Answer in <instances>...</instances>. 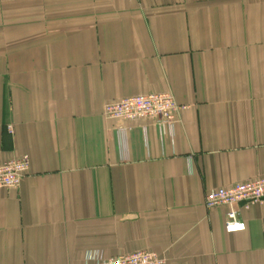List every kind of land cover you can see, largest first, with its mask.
I'll use <instances>...</instances> for the list:
<instances>
[{
    "label": "crops",
    "instance_id": "1",
    "mask_svg": "<svg viewBox=\"0 0 264 264\" xmlns=\"http://www.w3.org/2000/svg\"><path fill=\"white\" fill-rule=\"evenodd\" d=\"M162 92L182 107L164 129L102 116ZM21 154L0 264H264V203L234 206L237 233L204 205L264 175V0H0V164Z\"/></svg>",
    "mask_w": 264,
    "mask_h": 264
},
{
    "label": "built area",
    "instance_id": "2",
    "mask_svg": "<svg viewBox=\"0 0 264 264\" xmlns=\"http://www.w3.org/2000/svg\"><path fill=\"white\" fill-rule=\"evenodd\" d=\"M182 107L175 101L170 92L137 94L106 102L103 105L102 116L114 121H135L143 118L151 119L164 129L178 120V112ZM120 133L128 129L119 125ZM29 169L27 154L14 156L0 164V189L18 188L23 176ZM243 202L244 207L249 204L264 203V175L252 179L236 182L228 186L209 189L204 196L206 208L220 205L229 207L224 220V231L233 233L243 231L245 224L238 218L234 209L237 203ZM165 259L158 253L141 249L134 252L103 257L99 253H87L82 264H164Z\"/></svg>",
    "mask_w": 264,
    "mask_h": 264
}]
</instances>
